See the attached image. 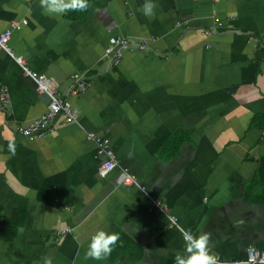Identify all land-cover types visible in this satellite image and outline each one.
<instances>
[{
  "label": "crops",
  "instance_id": "1",
  "mask_svg": "<svg viewBox=\"0 0 264 264\" xmlns=\"http://www.w3.org/2000/svg\"><path fill=\"white\" fill-rule=\"evenodd\" d=\"M156 5L146 16L145 3ZM48 14L40 0H0V29L25 20L0 50V264H175L185 234L211 233L224 259L264 244V0H87ZM212 29L211 34L204 33ZM111 35L127 46L103 57ZM29 71L70 101L77 122L29 139L18 127L46 112ZM59 88V89H58ZM108 137L118 162L87 138ZM126 168L138 185L117 184ZM176 217L171 224L169 216ZM100 230L120 240L86 259Z\"/></svg>",
  "mask_w": 264,
  "mask_h": 264
},
{
  "label": "built area",
  "instance_id": "2",
  "mask_svg": "<svg viewBox=\"0 0 264 264\" xmlns=\"http://www.w3.org/2000/svg\"><path fill=\"white\" fill-rule=\"evenodd\" d=\"M25 20H13L9 26L0 29V50L7 51L14 56L18 63H21V56H15L10 51L9 40L13 30L20 29ZM212 29L205 30L204 33L211 34ZM127 39L125 37L111 35L104 48L103 57L109 59L112 64H118L123 57V48L127 46ZM26 70L27 74L35 81L36 90L40 93H45L49 96L47 110L42 115L31 119L26 124L18 127V131L26 138L34 139L43 137L44 135L53 131L52 120L61 115L64 117L65 122H77L79 112L70 101L71 96H77L87 90L88 83L81 73L72 74V84L67 91V97H62L57 94V91L51 86L49 79L44 74H38ZM9 103V95L6 87H0V109H4ZM87 138L93 140L97 145V154L102 155L104 158L100 162L97 172L101 177H105L113 171L117 165V159L114 150L111 147L110 140L105 136H98L94 132H87ZM117 184L138 185V179L135 174L131 173L128 169L122 168L116 176ZM171 224H176V217L169 216ZM189 234H185V238ZM221 264H264V244L259 247H248L245 250L242 258L224 259L216 254Z\"/></svg>",
  "mask_w": 264,
  "mask_h": 264
},
{
  "label": "clouds",
  "instance_id": "3",
  "mask_svg": "<svg viewBox=\"0 0 264 264\" xmlns=\"http://www.w3.org/2000/svg\"><path fill=\"white\" fill-rule=\"evenodd\" d=\"M41 6L48 14H62L69 10L83 11L88 7L87 0H40ZM156 5L147 2L143 6L146 16L152 17ZM211 233H205L198 237L189 234L186 237V254H177L175 264H221L218 256L208 247ZM120 240L117 233L98 231L91 239L85 258L102 260L107 258L114 246ZM44 264H52L50 258L44 259Z\"/></svg>",
  "mask_w": 264,
  "mask_h": 264
},
{
  "label": "water",
  "instance_id": "4",
  "mask_svg": "<svg viewBox=\"0 0 264 264\" xmlns=\"http://www.w3.org/2000/svg\"><path fill=\"white\" fill-rule=\"evenodd\" d=\"M110 64H112V63L110 62Z\"/></svg>",
  "mask_w": 264,
  "mask_h": 264
},
{
  "label": "bare ground",
  "instance_id": "5",
  "mask_svg": "<svg viewBox=\"0 0 264 264\" xmlns=\"http://www.w3.org/2000/svg\"><path fill=\"white\" fill-rule=\"evenodd\" d=\"M59 89V88H58ZM67 96V95H66Z\"/></svg>",
  "mask_w": 264,
  "mask_h": 264
}]
</instances>
